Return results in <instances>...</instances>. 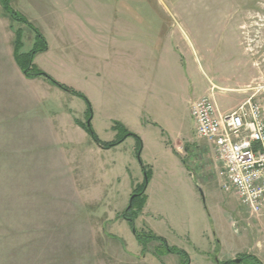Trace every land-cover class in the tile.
<instances>
[{
  "label": "rangeland",
  "instance_id": "obj_1",
  "mask_svg": "<svg viewBox=\"0 0 264 264\" xmlns=\"http://www.w3.org/2000/svg\"><path fill=\"white\" fill-rule=\"evenodd\" d=\"M105 1L121 10L117 19L128 13L151 33L154 93L139 116L142 129L125 99L106 97L95 78L80 72V61H64L63 47L39 29L51 50L38 54L34 64L85 95L93 114L90 118L86 102L76 94L43 78H27L25 86L39 98L27 103H33V112L10 120L18 124L16 139L0 141V188L7 185L8 197L39 200L40 217L50 215L57 228L88 230L96 246L92 264H180L177 255H157V243L144 251L121 216L148 173L145 205L135 221L138 232L151 231L185 251L189 264H240L244 255L264 264V210L252 215L234 194L220 188L211 151L202 159L203 145L196 152L202 173L192 164L183 170L190 155L171 150L161 129L167 126L165 106L177 104L165 90L196 99L213 90L220 112H232L248 100L264 106V0ZM13 7L19 11L18 0ZM20 26L14 23L13 28ZM23 29V52H28L35 36L30 43L33 32L28 34L26 25ZM172 33L174 40L168 42ZM179 104L170 135L195 139L189 105L180 98ZM89 120L104 143L123 139L124 130L134 133L142 140L141 153L133 137L102 148L85 130Z\"/></svg>",
  "mask_w": 264,
  "mask_h": 264
},
{
  "label": "crops",
  "instance_id": "obj_2",
  "mask_svg": "<svg viewBox=\"0 0 264 264\" xmlns=\"http://www.w3.org/2000/svg\"><path fill=\"white\" fill-rule=\"evenodd\" d=\"M18 7L35 28L44 29L52 39L55 38L59 48L63 47L64 61L78 59L80 72L85 78H95L106 97L109 95L117 101L125 99L133 111L131 115L142 129L138 120L143 117H139L141 114L146 113L148 104L151 105L154 93L152 72L156 68L151 33H147L143 25L131 21L128 13L122 20L117 19L116 14H120L121 10L117 11L105 0H18ZM20 25L17 29L13 28L14 23L0 4V141L9 136H13L12 140L16 139L14 136L20 134L16 132L18 124L10 120L25 111L33 112V103H27L36 102L39 98L25 86L27 78L16 62V31L25 36L24 25ZM28 30V34H32L33 31ZM33 35L29 38L30 43ZM165 38L169 40L168 32ZM170 40L168 42L174 40L173 33ZM22 43L21 52L28 53L30 50L23 52L24 40ZM170 47L176 51L177 47ZM50 50L51 45H48V50L43 53ZM179 55L175 54V60ZM163 94L170 96V100L175 98L177 104L165 106L167 118L163 123L167 126L159 128L168 135L171 150L180 156L190 155L191 160L184 167L182 165L183 170L192 164L201 174L203 169L196 157L197 148L203 145L202 159L210 156V149L205 140L195 135V123V139H186L182 134L174 139L170 135L171 124L174 126L172 118L177 113L176 108H180L179 98L189 105V113L196 98L179 96L172 90H165ZM151 125L157 124L152 122ZM7 189L6 184L0 188V264H92L90 254L96 246L93 240L89 241L91 235L88 230L57 228L50 215L40 217L39 200L8 197Z\"/></svg>",
  "mask_w": 264,
  "mask_h": 264
},
{
  "label": "built area",
  "instance_id": "obj_3",
  "mask_svg": "<svg viewBox=\"0 0 264 264\" xmlns=\"http://www.w3.org/2000/svg\"><path fill=\"white\" fill-rule=\"evenodd\" d=\"M195 133L205 140L225 193L234 194L252 215L264 210V106L248 100L221 113L214 92L191 103Z\"/></svg>",
  "mask_w": 264,
  "mask_h": 264
},
{
  "label": "trees",
  "instance_id": "obj_4",
  "mask_svg": "<svg viewBox=\"0 0 264 264\" xmlns=\"http://www.w3.org/2000/svg\"><path fill=\"white\" fill-rule=\"evenodd\" d=\"M15 0H0V4L2 7L3 12L9 17V19L13 23H19L26 25L27 27L30 28V30L33 31L35 35V43L32 47V49L28 53H22V48H23V43H22V33L20 31H16L15 35V58L18 66L22 70L23 74L25 75L26 78L28 79H34V78H43L53 85H56L57 87L67 91L71 92L72 94H76L78 97L84 99L88 106V112H89V117L91 118L93 114V110L91 107L90 101L87 99L85 95L79 92H75L74 90L66 87L65 85H62L55 81L51 76L40 70L35 64H34V59L35 57L43 52H46L48 50V43L45 37L42 35V33L35 28L30 21L19 11H17L13 7V3ZM89 118V119H90ZM92 120V119H91ZM90 120L86 123V131L90 134V136L93 138V140L102 148L104 149H111L114 148L121 143L124 142V140L128 137H133L136 139L137 142V151L141 153V148H142V140L140 137L135 135L134 133L128 132L124 130V138L121 140H115L113 142H108L104 143L99 140V138L96 136L91 124ZM117 123L115 124V128ZM139 153V156H140ZM145 172V170L143 169ZM149 180V174L145 173V180L141 186H138L132 193L131 196V201L129 203L128 208L125 210V212L121 215L124 220L127 221L129 224L133 234L135 235L138 243L143 247V250L145 251L149 244L151 243H157L158 247H156V253L157 255L161 254H174L179 256L180 258V264H189L190 259L189 255L178 248L175 247H170L167 243V241L154 234L153 232H138L136 227H135V221L138 217V215L141 213L144 205H145V192L147 188ZM160 250V251H159ZM240 264H262L260 260L254 256V255H244V257H241L238 261ZM217 264H236L235 261H226L222 263H217Z\"/></svg>",
  "mask_w": 264,
  "mask_h": 264
}]
</instances>
